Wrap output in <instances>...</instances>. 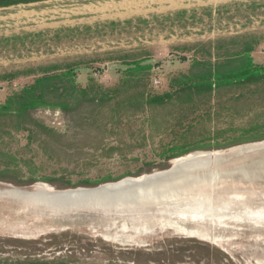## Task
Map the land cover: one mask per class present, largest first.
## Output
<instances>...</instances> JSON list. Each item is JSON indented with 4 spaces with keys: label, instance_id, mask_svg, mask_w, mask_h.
Returning <instances> with one entry per match:
<instances>
[{
    "label": "rangeland",
    "instance_id": "obj_1",
    "mask_svg": "<svg viewBox=\"0 0 264 264\" xmlns=\"http://www.w3.org/2000/svg\"><path fill=\"white\" fill-rule=\"evenodd\" d=\"M74 2L0 8V108L37 79L66 72L39 92L56 103L74 99L65 110L0 111V186L165 171L173 157L204 152L212 160L264 145V83L147 102L173 93L182 75L197 73L200 68L192 67L196 61L214 62L218 56L254 45L253 62L264 65V2L235 7L239 20L234 22L232 14L219 12L204 30L225 36L185 42L179 49L172 46L170 51L178 50L171 52L176 59L157 56V60L154 47L122 46L119 35L150 41L160 22L151 27L139 24L135 31L47 27L52 19L49 11L61 14ZM32 9L35 14L27 17L24 12ZM193 25L173 17L162 26L168 34L176 30L180 38ZM105 37L116 43L110 45ZM171 60L178 61L171 64ZM134 62L150 69L133 71L135 66L129 64ZM71 84L86 93L64 92ZM0 264L228 263L189 232L168 251H159L95 245L78 231H0Z\"/></svg>",
    "mask_w": 264,
    "mask_h": 264
},
{
    "label": "water",
    "instance_id": "obj_2",
    "mask_svg": "<svg viewBox=\"0 0 264 264\" xmlns=\"http://www.w3.org/2000/svg\"><path fill=\"white\" fill-rule=\"evenodd\" d=\"M237 151L175 170L1 185L0 231L159 251L189 232L228 264H264V145Z\"/></svg>",
    "mask_w": 264,
    "mask_h": 264
},
{
    "label": "crops",
    "instance_id": "obj_3",
    "mask_svg": "<svg viewBox=\"0 0 264 264\" xmlns=\"http://www.w3.org/2000/svg\"><path fill=\"white\" fill-rule=\"evenodd\" d=\"M55 1V0H49ZM74 4L70 6L72 9L68 11H62L59 14L56 9L49 11L52 15L51 21L47 22V27L51 28H73L75 31H83L90 29L97 31L105 28L108 30H119L124 28L126 30L135 31L139 28V24L147 25L151 27L156 25L157 22L162 23L160 28L152 31V37L150 41L147 39H140L135 35H119V42L122 46L136 47V46H152L153 52L157 56H168L169 58L176 59L177 55H173L171 52H178L177 49L185 42H197L202 43L212 40L219 32H206L207 21H213V19L219 15V12H225L231 17V22L239 20L234 16L233 10L235 7H246L252 4L258 5V2H264V0H74ZM48 1H44L45 3ZM40 3V2H39ZM38 3L26 4L25 6H35ZM8 8V7H7ZM35 10H27V17H32L35 14ZM42 13V11H41ZM46 13V12H45ZM47 14V13H46ZM175 18L176 22H193L194 25L191 32L187 35H181L179 38V32L174 34H168L165 27L167 21ZM227 19H225L226 21ZM72 22V24H70ZM224 24V21H222ZM235 26V25H234ZM237 27V26H235ZM168 34V35H167ZM235 34V33H234ZM231 35V34H228ZM113 37V36H112ZM111 37V38H112ZM148 37V36H145ZM144 37V38H145ZM110 37H105L104 41L113 45ZM183 38V39H182ZM111 39V40H110ZM152 39V40H151ZM95 41H98L97 39ZM99 44V42H96ZM101 44V43H100ZM256 44V43H255ZM102 45V44H101ZM175 46V50L170 51V48ZM251 46L250 53H257L254 45ZM173 48V49H174ZM161 59L160 57H158ZM188 62H191V57H186ZM178 60H171L170 63L175 64Z\"/></svg>",
    "mask_w": 264,
    "mask_h": 264
},
{
    "label": "trees",
    "instance_id": "obj_4",
    "mask_svg": "<svg viewBox=\"0 0 264 264\" xmlns=\"http://www.w3.org/2000/svg\"><path fill=\"white\" fill-rule=\"evenodd\" d=\"M49 0H0V8H7L10 6L26 5L32 3H39ZM220 48V46H219ZM212 48H210L211 50ZM251 46L238 49L232 54H226L222 57H217L216 61H196L192 63V67H199V71L191 75H182L173 93H166L162 96H153L147 102L153 103L158 100L170 99L173 95L179 93H200L210 94L214 90H219L225 87L241 85V86H260L264 83V65H257L253 62L251 57ZM135 66L133 71L149 70V65L141 66V62L130 63L129 66ZM132 72V71H129ZM68 73H62L59 76H45L37 79L35 83L25 88L20 95L8 99L1 110H12L15 113L26 112L36 108H64L68 104H72L73 98H65L61 102H55L45 99V95L39 90H44L49 86V83L58 77L67 76ZM71 94H85L87 90H80L75 88L73 84L64 87V92ZM69 99V100H68ZM175 160L176 158H171Z\"/></svg>",
    "mask_w": 264,
    "mask_h": 264
},
{
    "label": "bare ground",
    "instance_id": "obj_5",
    "mask_svg": "<svg viewBox=\"0 0 264 264\" xmlns=\"http://www.w3.org/2000/svg\"><path fill=\"white\" fill-rule=\"evenodd\" d=\"M208 154L209 153H204V152L191 153V154L185 155L182 158L175 159V160H173L171 162V165H170L171 169H169V170H175V169H179V168H182V167L190 166V165H193V164L205 162L206 159H207L206 155H208ZM216 158L217 157H214V159H216Z\"/></svg>",
    "mask_w": 264,
    "mask_h": 264
}]
</instances>
